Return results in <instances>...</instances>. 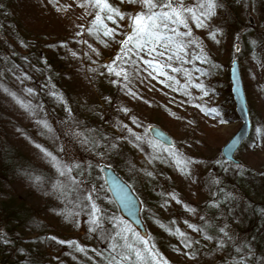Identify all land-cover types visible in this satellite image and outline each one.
Masks as SVG:
<instances>
[{
	"label": "rangeland",
	"instance_id": "rangeland-1",
	"mask_svg": "<svg viewBox=\"0 0 264 264\" xmlns=\"http://www.w3.org/2000/svg\"><path fill=\"white\" fill-rule=\"evenodd\" d=\"M220 1L224 13L216 9L205 27L198 28L191 22L190 27L195 29L199 48L210 51L221 64L219 79L227 82L229 75L231 87V64L234 59L240 63L251 122L250 136L236 153L240 165L226 161L221 152L242 124L239 115L231 118L235 102L234 106L224 104L229 100L225 85L218 91L204 89L207 96L192 84L193 91H180L177 85L188 79L183 72L166 70L174 79H152L156 73L150 76L151 69L146 70L139 57L132 56L135 64L127 57L116 64L118 56L106 48L105 60L99 62L101 47L80 32L92 15L75 0H0V17L10 31L5 34L12 35L2 42L6 53L13 57L28 55L29 49L19 42L16 26L22 27L24 32L19 31L30 41V48L42 49L40 59L33 58L32 68L14 82L16 96L23 94L24 87L35 88L27 79L44 85L38 93L44 98L27 103L31 106L27 110L16 99L13 102L5 97V72L0 78V118L18 119L13 125L0 120V206L6 202L5 197L12 196L17 205L22 201L30 211L24 216L28 223L20 229L0 222V264L4 253L9 256L7 264L15 258L16 264H103L105 260L96 253L107 254V245L111 244L103 235L121 230L130 240L140 238L154 246V252L167 264H236L241 255L247 257L245 261L252 259L251 264H264V224L257 227L255 217L264 205V70L252 52L254 34L264 28V0ZM185 3L192 4L189 0ZM142 10L140 5L122 4L119 11L125 18L115 23L117 27L109 21L108 27L127 36L131 17ZM20 65V70L26 69L23 62ZM107 66L114 72L123 70L128 79L110 73ZM173 66L182 68L178 63ZM222 104L225 114L230 111L228 120L218 109ZM206 107L220 115H206L201 110ZM150 126L166 131L173 147L154 140L148 131ZM76 132L83 137L75 136ZM84 137L89 143L80 142ZM45 152L61 164L79 165L71 173L78 187L59 175ZM10 154L17 158L13 164ZM22 159L31 168H25ZM103 165L116 170L140 199L146 237L125 221L112 202ZM185 166L186 173H182ZM61 184L67 185L61 189L64 195L53 188ZM89 194L91 202L83 198ZM92 203L101 210L97 215L102 228L95 231H90L94 227ZM189 225L202 231H193ZM258 237L263 238L262 245H257ZM33 238L37 239L35 248L40 247L37 254L32 248L29 251L27 241ZM220 241L223 247H218ZM186 242L191 243L190 248L185 247ZM77 245L85 251H77ZM245 245L243 253L236 252V247ZM135 247L143 249L144 245ZM30 255H36L35 263L29 262Z\"/></svg>",
	"mask_w": 264,
	"mask_h": 264
},
{
	"label": "snow or ice",
	"instance_id": "snow-or-ice-1",
	"mask_svg": "<svg viewBox=\"0 0 264 264\" xmlns=\"http://www.w3.org/2000/svg\"><path fill=\"white\" fill-rule=\"evenodd\" d=\"M51 3V0H48ZM130 4H138L143 9L135 16L131 17V32L126 36L123 41H120L122 48L124 49L123 55L116 57V61L127 57L132 64V56L140 58V62L146 66L147 69H151L149 75L156 73V76H152V79H156L157 76H164L168 80L174 79L172 76L167 74L166 70H170L174 73L183 72L189 77L191 81V73L187 69L174 67L173 64H188L192 63L193 60H199L201 63L207 62V57L203 55L191 56L188 51L189 47L195 45L196 42L190 37L192 31L190 22L194 23L196 27L203 28L206 26V21L215 15V10L220 6L217 0H194L193 4H186L185 0H122ZM82 8H93L95 9L94 20L92 22V28L95 29L97 34H102L104 37H113L116 35L115 29L109 28L105 21H111L112 23L117 22V18L123 20L124 15L116 8H114L108 0H84L80 5ZM92 13H90L91 15ZM212 39H215V34H212ZM202 51V50H201ZM143 54V55H142ZM75 55V53H73ZM144 56L150 57V59H144ZM110 73L114 72L112 66H107ZM200 71V69H196ZM118 77L123 75L124 79H128V74L121 72H114ZM202 75L206 73L201 72ZM193 87L203 91L204 96L208 95V92L204 90L202 84H194ZM7 91V89H5ZM31 93L32 90L28 89ZM16 99V102L27 110H30L31 106L26 105L23 101L18 99L14 93H9ZM208 114H215L219 116L220 113L216 109H201ZM124 111H127L126 109ZM47 127V124L44 125ZM260 132V129H257ZM77 137H83V133H73ZM137 140L140 137H136ZM82 144L89 143V139L84 137L80 141ZM112 147H115L113 145ZM43 151V150H42ZM45 156L50 158V162L53 167L56 168L57 172L61 177H65L73 187H78L77 182L71 177V173L74 168L79 165H66L61 164L55 156L51 153L45 152ZM191 161H189L190 163ZM179 163V162H178ZM182 173H186V166L181 168ZM151 175V173H148ZM67 185H54L55 191L64 195L61 191L62 188H66ZM88 201H92V196L86 195L83 197ZM173 199L175 197L173 196ZM180 203V201H177ZM101 210L95 205L91 204V224L94 225L90 231H95L97 228H102L99 223L100 217L98 213ZM189 211H194L189 209ZM79 213H76L78 215ZM69 216L73 215L71 212ZM203 219V218H202ZM193 231L200 232L202 229L196 228L193 225H189ZM220 231L224 236L228 237V233L223 228ZM181 237H185V234L180 232ZM111 241L110 247L105 252H97L96 255L101 257L107 262V264H167L158 254L154 252V246H149L148 242L137 238L136 240H130L128 235L125 234V230L117 231L114 234H107L102 237ZM231 239V237H228ZM205 239H211L210 236H206ZM187 241V238L185 237ZM60 243H64L60 241ZM143 244V249L135 247L136 244ZM197 243H199L197 241ZM224 242L220 241L218 247H223ZM186 248L191 247V243H185ZM247 246L236 247L237 253H243L244 248ZM77 251L84 252L85 249L76 246ZM250 254V252H249ZM193 258L195 254L193 253ZM246 256L241 255L240 260L236 261V264H245Z\"/></svg>",
	"mask_w": 264,
	"mask_h": 264
},
{
	"label": "trees",
	"instance_id": "trees-1",
	"mask_svg": "<svg viewBox=\"0 0 264 264\" xmlns=\"http://www.w3.org/2000/svg\"><path fill=\"white\" fill-rule=\"evenodd\" d=\"M35 1H37V0H35ZM219 1L220 0H217V3L220 5L217 8L218 9L217 13L223 12L222 10L224 9L223 2L222 1L219 2ZM54 2H56V0H51V3H54ZM75 2L77 3V5L80 6L84 2V0H75ZM108 2L114 8H116L118 10H119V6H121L122 4H126L127 3V2H122V0H108ZM189 2H191L193 4L194 0H189ZM127 4H130V3H127ZM135 5H138V4H135ZM85 9L89 13H92L91 14L92 17H90L88 19V24L86 26H84V28H82L80 30V32H85L86 37L88 38V40H92V41L96 42L101 47L100 51H98L99 52V56L101 55L100 58H99V62H104L105 57H104L103 53L106 50H108L109 53H113L114 56H120L123 53V51H124L120 41H123L125 39L126 33L122 32V31H119L113 37H104L102 34H97L95 29L92 28V22L94 20L95 9L90 8V7L89 8H85ZM1 14H2V12H0V16H2ZM117 21L119 22L118 18H117ZM108 22L109 21H105L107 26H108ZM111 26H116L117 27L116 24H111ZM16 27L18 28L17 29V34H18L19 42H20L22 48L26 47L29 50H31L30 52L28 50V53H26L28 55H23V57H22V55H20V56L16 55L15 57H13V55H10V54L6 53V52H8V50H7L6 46L2 44V42L9 40V38H11L12 35L9 34L10 37H8L7 34H5L7 32L10 33V31H8L7 26L5 24H3V21L1 20V17H0V39H1V42H0V78L5 72V78L7 80L6 83L8 84L7 88L3 87L4 91H5V89H7V91H6L7 94H6L5 97L8 100H12L13 102L15 101V99H13V96L10 95L9 93H14L15 96H16V92L15 91H16V89L18 87H16L14 82L15 81L17 82L20 79L21 75L24 74L23 71H27L28 68H32L31 65L33 64L32 62L34 61L33 58L40 59V55L39 54H40V51L42 50L38 46L34 47L33 44H32L33 47L30 48V46H29V44H31L30 41H28L27 38L25 39V37L22 36L23 33H21L19 31V30H21L22 32H24L22 30V27H20V26H16ZM191 28H193V29H191L193 34L190 37V39L194 40L196 42V44L190 46L188 51L190 52L191 56H193V57L196 56V55L206 56L207 57V62L206 63H201L199 60H193V62L189 63L188 66L181 65L182 68H189V70H190L189 72L191 73V81H189V77H188L187 80H183V81L179 82V80H178L179 78L175 77L176 81L179 82V84L176 87L177 90L179 88L180 91H189V90L193 91L190 88V84L194 85V84L199 83V82H197V78L200 77V75H202L201 72H203V73H206V75H204L203 77L202 76L200 77L202 79L201 80L202 82H200L199 84H202L204 89H209V90H213V91L214 90H217V91L221 90L220 89L221 85H225L226 86V90H227L226 92L228 94L229 100H225L224 104H227V102H229V103H231V105L234 106V101H233L234 99H233V95H232V91H231V83L229 82V75L227 76V79H228L227 82H226V80L222 81V80L219 79V73H220L221 64L213 59L210 51H206L205 49H200L199 48V46L197 44V41L195 39V35H194V30L195 29H194V27H191ZM263 29L259 31V28H258L259 33L254 34V36H255L254 37V46H252V48H253L252 52H253L254 55L257 56V61L260 62L262 71L264 70V30ZM116 30H118V29H115V31ZM250 30L253 31L252 28H250ZM105 38L107 40H109V41L111 40L112 43H114V44H109V42L106 41ZM49 46H52L51 48H53L52 43L49 44ZM105 48H106V50H105ZM35 50H38V52H36ZM33 52L36 55V56L34 55L35 57H33V54H32ZM204 52H206L205 55H204ZM3 54H7L8 57H6ZM21 62L24 63V67L26 69H23V70L19 69V67L22 69V66H23V65H20ZM116 64H118V63H116ZM7 66H9L11 68H6ZM103 66L104 65H102L101 68H103ZM105 67H106V65H105ZM196 69H200V71H196ZM15 70L17 72H19V73H16ZM25 74L29 76V72H26ZM27 80H31L32 85H34L35 88L24 87L23 90H22L23 94L22 93L21 94H17L18 96H16V97L18 99L24 101L25 104L31 103L36 98H40V99L44 98L43 93L38 94L39 93V89L44 88L43 87L44 86L43 83L41 81L36 80V79H27ZM12 85L14 87H11ZM14 89H15V91H14ZM28 89H31L32 92L29 93ZM222 93L224 94V92H222ZM203 109H213V108L206 107V108H203ZM218 109H221V111H223L222 117L224 116L227 120H228V118H230L229 115H228L230 113V111H231V115H232L231 118H238V114H237L236 110H230L227 114H225V107L223 106V104L221 106H219ZM10 117H13V116H10ZM0 120L3 121V122L7 121L6 123L12 124V125L18 122L17 117H15L14 119H10V118H7V117H2V118H0ZM40 149L37 148L36 150L40 151ZM169 149H171V148H169ZM10 159H11V164H13L14 162L17 161L16 156H14L12 154H10ZM21 162H23L22 165H27L25 168H27V169L31 168V167H29L27 162L24 163V159H22ZM28 172L29 171H26L25 173L28 174ZM38 189H40V188L38 187ZM1 193H2V190L0 188V196H1ZM109 196H110V194H109ZM5 198H6L5 199L6 202L4 204L2 203L1 206H0V222H2V223L5 222L8 226L12 225V228H14L16 230L22 228L23 226H26V224L28 222H27V219H25L24 216L25 215H29L30 211L25 209L24 203L22 201L19 202V203H21L20 205L19 204L17 205L16 204V202H17L16 198H14L12 196H7ZM110 198H111V196H110ZM7 199H8V202H7ZM112 202H113V200H112ZM259 211H261V212H259ZM142 215H143V213H142ZM260 215L261 216L263 215V217H261ZM255 217L258 220V226L257 227H259L261 224H264V205H262L259 209H257V212L255 213ZM98 222L100 223V220ZM36 241H37L36 238L30 239V241H27L29 243V245H28L29 246V251L32 248V249L35 250V254L39 253L38 250L40 248V247L39 248H35L36 247V245H35ZM213 243H215V240L213 241ZM7 244H8L7 241H5V245H7ZM262 244H263V238L262 237H258L257 238V245H262ZM107 247L109 248L108 245H107ZM21 251H24V249H21ZM35 258H36V255H35V257L30 255L28 260H29V262L35 263ZM8 260H9V256L8 255H6L5 253H4V255H1L2 264H7ZM17 260L18 259L15 258V261H12L11 263L12 264H16ZM251 261L253 262L252 259H251ZM251 261L250 260L249 261H245V264H251ZM103 264H106V261H104Z\"/></svg>",
	"mask_w": 264,
	"mask_h": 264
},
{
	"label": "water",
	"instance_id": "water-1",
	"mask_svg": "<svg viewBox=\"0 0 264 264\" xmlns=\"http://www.w3.org/2000/svg\"><path fill=\"white\" fill-rule=\"evenodd\" d=\"M230 79L232 82L231 91L233 99L242 124L238 131L222 147L221 152L226 161L240 165L241 162L236 158V153L250 135L251 122L247 96L237 59H234L231 64ZM149 132L153 139L161 142L165 146L173 145L172 138L162 128L150 126ZM102 170L106 186L119 213L140 232L142 237H146L147 229L141 215L142 203L140 199L134 193L130 185L125 182L113 168L103 165Z\"/></svg>",
	"mask_w": 264,
	"mask_h": 264
},
{
	"label": "bare ground",
	"instance_id": "bare-ground-1",
	"mask_svg": "<svg viewBox=\"0 0 264 264\" xmlns=\"http://www.w3.org/2000/svg\"><path fill=\"white\" fill-rule=\"evenodd\" d=\"M239 62V61H238ZM239 66H240V63H239ZM243 84H244V82H243Z\"/></svg>",
	"mask_w": 264,
	"mask_h": 264
}]
</instances>
